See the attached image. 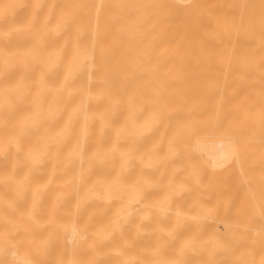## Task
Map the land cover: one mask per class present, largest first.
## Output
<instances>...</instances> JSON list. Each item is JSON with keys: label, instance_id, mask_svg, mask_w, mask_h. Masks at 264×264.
I'll return each mask as SVG.
<instances>
[{"label": "bare ground", "instance_id": "6f19581e", "mask_svg": "<svg viewBox=\"0 0 264 264\" xmlns=\"http://www.w3.org/2000/svg\"><path fill=\"white\" fill-rule=\"evenodd\" d=\"M0 264H264V0H0Z\"/></svg>", "mask_w": 264, "mask_h": 264}]
</instances>
